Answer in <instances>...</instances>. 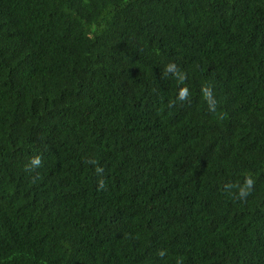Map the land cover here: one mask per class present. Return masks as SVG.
Returning <instances> with one entry per match:
<instances>
[{
  "label": "trees",
  "instance_id": "trees-1",
  "mask_svg": "<svg viewBox=\"0 0 264 264\" xmlns=\"http://www.w3.org/2000/svg\"><path fill=\"white\" fill-rule=\"evenodd\" d=\"M0 264H264V0H0Z\"/></svg>",
  "mask_w": 264,
  "mask_h": 264
},
{
  "label": "clouds",
  "instance_id": "clouds-1",
  "mask_svg": "<svg viewBox=\"0 0 264 264\" xmlns=\"http://www.w3.org/2000/svg\"><path fill=\"white\" fill-rule=\"evenodd\" d=\"M176 66L174 64H171L167 67L168 71H175ZM180 81L182 82L185 77L183 75H181L179 77ZM202 92L204 94L205 99H209L211 97V88L210 86H203L202 87ZM189 97V89L187 88V86H184L182 88H180L177 99L179 101H186L188 100ZM173 101H170L169 104L170 106L173 104ZM212 106L210 105V108ZM41 164V159L39 157H35L30 161V167H39ZM102 171V169L97 168V172ZM255 181L254 179L249 175L245 177V183L243 187H239V191L236 194V198L237 199H245L251 192V189L254 187ZM232 187H237L236 185H225L226 189H230Z\"/></svg>",
  "mask_w": 264,
  "mask_h": 264
}]
</instances>
